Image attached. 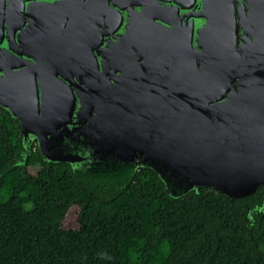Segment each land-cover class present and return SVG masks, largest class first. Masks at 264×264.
Masks as SVG:
<instances>
[{"label": "water", "instance_id": "obj_1", "mask_svg": "<svg viewBox=\"0 0 264 264\" xmlns=\"http://www.w3.org/2000/svg\"><path fill=\"white\" fill-rule=\"evenodd\" d=\"M0 107L20 165L36 146L83 177L151 168L175 198L246 197L264 186V0H0ZM262 215L264 198L247 226Z\"/></svg>", "mask_w": 264, "mask_h": 264}, {"label": "trees", "instance_id": "obj_2", "mask_svg": "<svg viewBox=\"0 0 264 264\" xmlns=\"http://www.w3.org/2000/svg\"><path fill=\"white\" fill-rule=\"evenodd\" d=\"M23 149L0 107V264H264V215L247 226L264 186L235 200L211 187L175 198L151 168L83 177L36 146L20 165ZM72 204L77 228L64 226Z\"/></svg>", "mask_w": 264, "mask_h": 264}, {"label": "rangeland", "instance_id": "obj_3", "mask_svg": "<svg viewBox=\"0 0 264 264\" xmlns=\"http://www.w3.org/2000/svg\"><path fill=\"white\" fill-rule=\"evenodd\" d=\"M78 211H79V206L77 204L70 205V207L67 210L66 216L64 218V226L65 227L77 228L79 226L78 219H77ZM87 226H88V230H90V231L93 230V228H94V218L93 217L88 218Z\"/></svg>", "mask_w": 264, "mask_h": 264}]
</instances>
